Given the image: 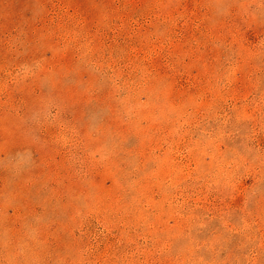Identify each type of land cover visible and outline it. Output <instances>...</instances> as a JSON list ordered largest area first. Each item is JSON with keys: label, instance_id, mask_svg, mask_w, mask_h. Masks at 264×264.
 <instances>
[{"label": "rangeland", "instance_id": "374dc122", "mask_svg": "<svg viewBox=\"0 0 264 264\" xmlns=\"http://www.w3.org/2000/svg\"><path fill=\"white\" fill-rule=\"evenodd\" d=\"M0 264H264V0H0Z\"/></svg>", "mask_w": 264, "mask_h": 264}]
</instances>
